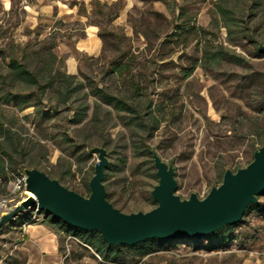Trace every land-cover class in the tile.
<instances>
[{"label":"rangeland","instance_id":"rangeland-1","mask_svg":"<svg viewBox=\"0 0 264 264\" xmlns=\"http://www.w3.org/2000/svg\"><path fill=\"white\" fill-rule=\"evenodd\" d=\"M98 1L38 15L43 0H0V217L27 198L14 185L28 169L87 198L96 148L108 160L107 201L131 214L158 206L152 152L174 169L181 200H203L264 145V53L250 41L264 44V0H227L229 29L209 0ZM86 26L98 30L96 55L78 49ZM11 59L38 73L45 91L16 81ZM117 64L131 72L118 76ZM130 79L142 89L141 117L158 118L156 127L138 129L93 96L98 87L125 96ZM257 198L223 233L156 240L146 256L122 246L117 262L49 225L45 212L25 226L32 207L0 229V264H264V191Z\"/></svg>","mask_w":264,"mask_h":264},{"label":"water","instance_id":"water-1","mask_svg":"<svg viewBox=\"0 0 264 264\" xmlns=\"http://www.w3.org/2000/svg\"><path fill=\"white\" fill-rule=\"evenodd\" d=\"M258 50L264 53V44ZM95 151L99 162L89 182L91 193L87 198L44 172L28 169L24 188L33 195L1 215L0 229L21 213L37 207L72 228L99 233L102 241L115 247H132L153 239L198 238L240 222L246 209L257 204V197L264 191V145L245 168L236 173L227 170L221 185L214 187L203 200L195 194L181 200L175 194L178 185L174 169L152 152L159 179L152 199L158 206L145 213L124 214L106 199L103 185L104 169L108 165L106 151L102 147Z\"/></svg>","mask_w":264,"mask_h":264},{"label":"trees","instance_id":"trees-1","mask_svg":"<svg viewBox=\"0 0 264 264\" xmlns=\"http://www.w3.org/2000/svg\"><path fill=\"white\" fill-rule=\"evenodd\" d=\"M97 3H99L98 0H96ZM214 4V8L215 11H217V13L222 17L223 20V25L226 28H230L229 25L230 24V10H228V8L226 7L227 4V0H215L212 1ZM232 20L235 21V18L232 17ZM233 23L236 25V22ZM184 27H188V31L189 32H193L196 30V28H194L193 26H189V23H183V25L179 28V29H183ZM203 30V28H201ZM251 43L254 45L255 48L258 49V46L261 44L258 42L257 39H255V36H252L250 38ZM210 47L208 44L203 45V49L205 50V52L207 53L206 50H208ZM11 69L13 70V74H14V78L16 81H18L19 83L24 84L25 86H31L35 89L38 90H42L45 91V86H43L40 82V76L38 75V73H34L32 71H30L26 64H20L17 60L11 59ZM131 68L129 65H125V64H117L113 67L112 71L117 74L118 76L124 75L126 73H130ZM194 67L190 68L186 74L185 77H189L190 75H192V73L194 72ZM74 75L69 74L66 78H73ZM128 85L130 86L129 90L127 91V93L125 94V96H118L115 94H112L111 92L107 91L106 89L103 88H97L96 91L93 93L94 97H97L100 101H102L104 104L109 105L114 107V109L118 112V113H124L127 115H130V119L131 121L134 123V125L138 128V129H151L157 126L158 123V118L156 117H151L148 120H144L145 117H141V110L142 105L141 102L142 100H140L141 98V93H142V89L140 87V85L138 83H136L133 79H130L128 81ZM146 111L149 112V114H151L152 112V104L149 103L148 105H146V108L144 109ZM0 128H2V124L0 123ZM8 135L10 137L11 132L7 131ZM4 161L2 159H0V170L3 171L6 167L4 166ZM262 193H260L261 196ZM254 206L250 205L247 209H246V214L247 211L251 210ZM42 212V211H40ZM48 218V223L51 226H56L58 229L67 232L73 236L78 237L82 243H84L86 246L91 247L96 254L105 261H109V262H117L118 261V256L121 252V248L122 246H112V245H108L106 244L104 241H102L101 236L99 233L97 232H85V231H81L78 230L76 228H72L70 226H68L67 224L63 223L60 219H56L53 216L49 215L47 216ZM222 233L225 232L223 229L221 230ZM157 241L155 239L153 240H147L146 242H142V243H138L136 245H134L135 249L137 250V252L139 253V255L141 256H146L150 253L153 252L154 250V246L155 243Z\"/></svg>","mask_w":264,"mask_h":264},{"label":"crops","instance_id":"crops-1","mask_svg":"<svg viewBox=\"0 0 264 264\" xmlns=\"http://www.w3.org/2000/svg\"><path fill=\"white\" fill-rule=\"evenodd\" d=\"M44 2H42L40 5L36 6L34 9V12L36 14L39 15V13H49L50 11H52L56 6L59 7V4L63 7H65L64 3H67L69 1L72 0H64L61 3L58 0H43ZM74 1H82V0H74ZM86 1H91V0H86ZM102 2H116L118 0H100ZM209 1H215V0H209ZM64 2V3H63ZM70 12H72V10L74 9L69 8ZM74 11V10H73ZM85 36H86V40L83 41V43H81V45H78V49L83 51H87L90 54H97L101 48V42H100V37L98 36V30L95 29V27L92 26H86L85 27ZM70 67L73 69V64H74V60L73 58L70 59ZM73 73V70H70Z\"/></svg>","mask_w":264,"mask_h":264},{"label":"built area","instance_id":"built-area-1","mask_svg":"<svg viewBox=\"0 0 264 264\" xmlns=\"http://www.w3.org/2000/svg\"><path fill=\"white\" fill-rule=\"evenodd\" d=\"M25 184H26V177H24L22 180H18V182L14 185V189L16 190V189H20L22 187L24 188ZM39 212H40V210L37 207H35V209L30 212L29 220L25 223V226L26 225L29 226L31 222L37 220L38 219L37 214Z\"/></svg>","mask_w":264,"mask_h":264},{"label":"bare ground","instance_id":"bare-ground-1","mask_svg":"<svg viewBox=\"0 0 264 264\" xmlns=\"http://www.w3.org/2000/svg\"><path fill=\"white\" fill-rule=\"evenodd\" d=\"M25 194H26V196H27V197H29V196H32V195H33V194L30 192V190H29V191H28V190H26V191H25Z\"/></svg>","mask_w":264,"mask_h":264}]
</instances>
